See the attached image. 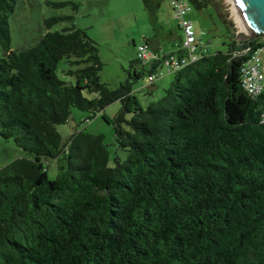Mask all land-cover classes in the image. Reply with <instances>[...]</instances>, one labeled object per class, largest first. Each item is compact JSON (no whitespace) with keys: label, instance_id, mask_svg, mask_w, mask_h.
<instances>
[{"label":"trees","instance_id":"16d2710c","mask_svg":"<svg viewBox=\"0 0 264 264\" xmlns=\"http://www.w3.org/2000/svg\"><path fill=\"white\" fill-rule=\"evenodd\" d=\"M189 1L213 5L226 26L212 0ZM16 3L0 0V137L23 155L0 168V264H264V89L248 95L244 58L232 57L263 48L264 35L236 40L228 32L225 50L200 51L169 72L164 94L142 108L136 80L161 74L180 52L132 60L112 88L85 29L47 31L12 50ZM143 3L156 19L160 1ZM63 58L79 65L68 71L76 84L57 76ZM113 102L121 103L114 140L127 156L110 167L102 134L82 128L62 142L57 126L74 108L90 119ZM54 159L60 166L49 178L45 163Z\"/></svg>","mask_w":264,"mask_h":264},{"label":"rangeland","instance_id":"374dc122","mask_svg":"<svg viewBox=\"0 0 264 264\" xmlns=\"http://www.w3.org/2000/svg\"><path fill=\"white\" fill-rule=\"evenodd\" d=\"M47 1L17 0L16 9L9 18L12 50L35 44L47 31H59L73 26L85 29L87 35L98 44L102 61L100 78L112 88L127 78L126 70L130 62L136 59L137 46L145 41L156 44L161 36V25L171 28V34L162 41V46L168 48L170 44L175 45L180 40L181 32L171 14L172 0H159L157 19H153L148 13L143 0H61L70 3L60 7H53ZM212 2L225 14L227 28L213 5L199 9L189 1L190 11L187 18L192 22L196 38L210 52L223 51L226 49L223 42L228 41V32L236 35L241 29L229 0ZM71 3H77L78 8L75 10ZM61 16L66 18L47 25L50 18ZM73 60L61 59L57 63L56 74L63 81L76 84V77L68 73L69 70L79 68V65L71 62ZM160 71L161 74L154 82L155 88L149 94L145 88H140L148 85L147 76L137 79L133 85L132 95L137 97L142 108L148 102L160 98L170 83L171 74L167 73L165 67ZM150 86L152 89V85ZM83 93L85 97H95L86 91ZM120 108V102H113L90 119H87L89 113L72 109L68 122L57 126L61 141L65 142L76 130L82 128L93 134H102L109 151L108 165L114 167L116 159L124 160L127 156V151L119 148L114 140L111 123ZM22 155L23 151L12 139L5 140L0 137V168ZM45 164L48 177L54 178L60 166L59 161L54 159Z\"/></svg>","mask_w":264,"mask_h":264},{"label":"built area","instance_id":"2783aa9c","mask_svg":"<svg viewBox=\"0 0 264 264\" xmlns=\"http://www.w3.org/2000/svg\"><path fill=\"white\" fill-rule=\"evenodd\" d=\"M173 17L177 20L182 32V40L176 54H170L164 60L165 68L168 72H173L180 67L196 60L199 56V47L204 44L199 41L194 32V28L187 14L190 11L188 0H172ZM262 53V54H261ZM232 57L244 58L241 65V86L251 97L258 96L264 89V47L252 50L251 47H244L232 53ZM157 56L149 49L147 44L142 43L137 46V59L144 63L156 59ZM160 73L151 74L147 77V83L152 84ZM264 121V113L262 114Z\"/></svg>","mask_w":264,"mask_h":264},{"label":"water","instance_id":"95a60500","mask_svg":"<svg viewBox=\"0 0 264 264\" xmlns=\"http://www.w3.org/2000/svg\"><path fill=\"white\" fill-rule=\"evenodd\" d=\"M240 26L248 33L239 31L236 40H249L264 35V0H229Z\"/></svg>","mask_w":264,"mask_h":264},{"label":"crops","instance_id":"0c3cea01","mask_svg":"<svg viewBox=\"0 0 264 264\" xmlns=\"http://www.w3.org/2000/svg\"><path fill=\"white\" fill-rule=\"evenodd\" d=\"M171 14H172V17H173V11H172V5H171ZM156 19H157V16H156ZM173 19L176 21V25H177V28H178V30L181 32V30H180V28H179V26H178V22H177V20L173 17ZM161 36L159 37V39H157L158 41H156L155 43L156 44H153L154 45V47H155V50L153 49L152 51L155 53V54H159V55H161V54H166V53H171V52H174V51H177V48H178V46H179V44L181 43V40H182V32H181V36H180V40H179V42H177L175 45H173V44H170V47H168V48H166L165 46H162L163 44H161V43H163L162 41L163 40H165V39H167L169 36H170V34H171V28H168V27H166V26H164V24L163 25H161ZM199 40V39H198ZM200 41V40H199ZM146 42H144V44H145ZM153 43V42H152ZM142 44V43H141ZM149 47V46H148ZM207 49V46L206 45H204V47L202 48V47H199V49H198V51H204V50H206ZM136 58H137V52H136ZM167 73H169V72H167ZM169 74H171V73H169ZM155 82V81H154ZM154 84L155 83H153V84H148L147 86H142V87H140V88H145L147 91V93L149 94L150 92H151V90H153V88H155V86H154ZM150 85H152V89L150 88L151 86ZM150 86V87H149ZM139 88V89H140Z\"/></svg>","mask_w":264,"mask_h":264},{"label":"bare ground","instance_id":"6f19581e","mask_svg":"<svg viewBox=\"0 0 264 264\" xmlns=\"http://www.w3.org/2000/svg\"><path fill=\"white\" fill-rule=\"evenodd\" d=\"M233 13H235V12H233ZM236 15V14H235ZM236 20H237V22L239 23V21H238V19H237V16H236ZM238 26H240V24L238 25ZM240 29H241V31L243 32V33H245V34H248L241 26H240Z\"/></svg>","mask_w":264,"mask_h":264}]
</instances>
